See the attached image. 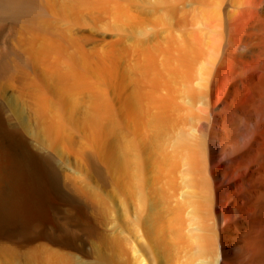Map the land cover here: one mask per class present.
<instances>
[{"label": "bare ground", "instance_id": "1", "mask_svg": "<svg viewBox=\"0 0 264 264\" xmlns=\"http://www.w3.org/2000/svg\"><path fill=\"white\" fill-rule=\"evenodd\" d=\"M119 17H131L135 31L136 130L155 148L177 134L203 170L216 152L238 166L250 160L241 178L223 189L212 184L176 252L160 243L157 216H148L162 264H264V0H0V257L77 264L89 240L118 243L94 228L87 210L97 221L101 203L95 208L82 188H70L55 149L70 142L68 124L81 128L87 114L99 119V81L111 62L99 33Z\"/></svg>", "mask_w": 264, "mask_h": 264}, {"label": "rangeland", "instance_id": "2", "mask_svg": "<svg viewBox=\"0 0 264 264\" xmlns=\"http://www.w3.org/2000/svg\"><path fill=\"white\" fill-rule=\"evenodd\" d=\"M115 25L113 29L105 26L99 33L106 55L105 62L111 60L109 64L103 66L102 72L105 76L99 81L98 121H100L94 120L91 123V116L87 114L81 128H72L73 125L68 124L66 133L70 137V144L56 148L57 152H54L66 169L64 171L68 180L72 182L70 188L73 191L78 187L82 188L83 199L93 204L95 208L101 203L99 213H96L97 221L91 216L94 209L87 210V213L90 212L87 216L93 218L96 225L94 228L106 236L107 240L113 236L117 237L118 241V243L104 241L101 246L97 242L90 244L92 241L89 240L86 249L88 255L77 264H162L163 255L157 242L152 239L151 225L147 222L148 216L151 214L157 216L154 224L158 223L157 226L162 230L161 234L165 240L163 242L160 237V243L176 252L181 228L195 225L194 209L204 199L203 197L210 193L212 184L216 183L219 189H223L229 182L241 178L250 160L238 166L236 161L229 162L227 159L229 157H222L216 152L210 155L214 160L212 159L210 164L207 163L203 170L204 164L198 159V155L192 158L188 154L191 147L187 148L188 153L181 148L184 143L178 141L177 134L160 137L158 146L161 144L162 149L155 148L157 144L147 136L145 130H139L141 135L131 119V39L135 31L131 17H119ZM112 37L116 42L111 56L108 44ZM86 97L85 105L90 109L94 101L92 102L90 96ZM93 136L95 138H92ZM142 139L149 141L146 144ZM81 140L83 143L80 145ZM187 142L190 146L193 145L191 141ZM88 144L90 145L87 146ZM85 149H88V152ZM107 156L110 158L109 161ZM187 156L189 159L186 161L184 159ZM193 160L196 165L201 163V169L191 168ZM219 163L223 165L222 168H219ZM100 165H104L105 168L101 170ZM87 189L95 194V198L85 193ZM205 205L207 206L206 202ZM205 205L203 202V206ZM23 255L20 252L6 253L4 257H0V264H32L28 263V259Z\"/></svg>", "mask_w": 264, "mask_h": 264}]
</instances>
